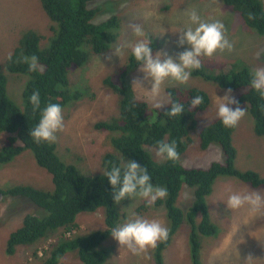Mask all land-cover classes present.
<instances>
[{
    "label": "trees",
    "instance_id": "obj_1",
    "mask_svg": "<svg viewBox=\"0 0 264 264\" xmlns=\"http://www.w3.org/2000/svg\"><path fill=\"white\" fill-rule=\"evenodd\" d=\"M97 0H40L44 13L52 23V34L47 36L43 31L30 30L23 36L18 34L19 43L7 59L5 65L0 64V134L8 136L5 145L0 149V165H6L16 157L30 151L36 163L45 169L53 180L54 190L43 191L31 185H18L4 191L11 198H26L25 200L37 206L45 214L28 215L23 226L12 232L7 242V253H15L18 247L32 246L44 239L51 232L64 229V239L51 244L39 256V249L34 253L43 260L41 264H64L63 258L68 253L76 252L81 264H104L107 258L108 239L111 230L121 222L120 204L133 198L125 199L116 204L112 198L113 188L103 172L111 161L120 164L136 161L141 167H147L154 186L167 189V196L158 199L156 206L164 207L170 223L169 237L155 249V264H165V253L172 245L173 238L184 222V217L190 223L191 261L202 264L201 238L214 237L216 226L213 224L206 198L213 193L215 181L221 176L236 177L255 188L264 187V178L258 172H240L235 167L237 151L233 145L236 127L227 128L218 118L200 132L201 149L206 150L213 144H218L227 156L226 163H213L207 169L186 168L181 158L191 141V130L197 126L199 114L206 111L212 104L210 96L196 87L167 88L170 105L148 121L149 104L138 100L129 74L140 64L132 56L122 71L119 84L106 79L113 93L120 98V113L118 118L96 124L98 130L116 133L110 138L113 150L107 151L102 160L103 170L92 174L83 173L73 164L63 162L57 152L56 143H36L30 136L31 128L40 119V111L49 103H57L62 108L72 99L81 97L78 91L70 92L71 85L68 73L72 67L80 68L86 61L84 45L91 46L94 53L102 54L115 43L119 37L121 21L118 16H112L101 24L94 22L100 12L94 8ZM224 5L237 12L254 36L264 37V3L261 0H219ZM252 17V18H250ZM43 41L49 43L42 47ZM153 55L156 46L151 43ZM38 57L40 67L37 71H29L28 64L18 62L22 56ZM28 76L23 91L22 106L14 103L7 92V77L3 70ZM251 64L241 60L233 65L227 73L215 76L207 75L200 69L192 71L193 77L202 76L207 81H215L222 88L245 90L239 99L241 108H246L254 119V133L264 136V99H261L250 85ZM39 91L41 109L33 110L30 96ZM203 96L204 102L198 107H192L191 99ZM184 105V113L169 117L171 103ZM236 105H234L235 109ZM175 141L180 154L179 161L164 158L160 161L153 158L145 148L157 151V141ZM158 161V162H157ZM110 170V169H109ZM191 192L192 199L188 210L179 206L183 190ZM146 204L141 209H147ZM105 209L106 229L103 232L84 234L80 230L77 218L82 213H95ZM176 249V247H175ZM173 249L169 254L175 251Z\"/></svg>",
    "mask_w": 264,
    "mask_h": 264
},
{
    "label": "rangeland",
    "instance_id": "obj_2",
    "mask_svg": "<svg viewBox=\"0 0 264 264\" xmlns=\"http://www.w3.org/2000/svg\"><path fill=\"white\" fill-rule=\"evenodd\" d=\"M264 3V0H261ZM94 8L100 12L95 18L97 24L103 23L116 15L121 21L119 37L109 49L97 54L91 50L90 45H84L86 61L80 68L72 67L68 76L71 82L69 92L78 91L81 97L72 99L67 106L62 108L64 129L57 133V152L60 159L68 164H73L83 173L92 174L103 170L102 160L107 151L113 150L110 138L116 133L98 130L95 126L99 122H107L118 118L119 96L113 95V90L106 85L110 78L115 83L121 82L122 71L132 57L131 49L125 47L121 59L114 55L113 49L118 45L133 44L137 37L134 36L131 25L140 24L152 44L157 46V51L175 57L189 46L179 47L177 41L180 31L189 23L187 12L196 10L205 21L219 20L225 25V35L234 43L232 52L217 53L213 57H201L202 66L206 68L205 74L215 76L229 72L235 63L246 60L252 68L264 67V37L254 36L246 22L232 8L224 5L219 0H97ZM52 23L44 13L40 0H0V64L5 62L14 51V46L19 43L18 34L22 36L34 30L43 31L50 36ZM49 41H43L42 47L46 48ZM159 43V45H158ZM163 45L165 46L163 49ZM112 56V61L107 56ZM156 55V54H155ZM154 55V56H155ZM177 62H179L177 60ZM200 69V68H199ZM194 71V70H192ZM7 77V92L11 100L19 106L23 103V91L28 81L24 74L11 73L3 70ZM133 81L139 78L142 87H134L138 100L148 102V121L170 105L167 88L171 87H196L208 93L212 104L197 118V126L191 130V141L181 158L182 165L186 168L207 169L213 163H226L227 156L221 146L211 145L208 149H201L200 132L216 119V95L223 98L228 88L215 81H207L202 76L191 78L187 84H180L168 79L161 86L158 101L163 104L157 109L151 94V84L144 79L140 67H136L130 74ZM148 90V91H147ZM70 92L71 95H73ZM245 90H233L232 94L239 99ZM234 109V105H229ZM246 109V108H245ZM8 136L0 134V149L5 145ZM233 145L237 151L235 167L240 172L253 171L264 178V136L254 133V119L247 109V113L238 123L233 137ZM153 158L164 161L156 155V150L145 148ZM158 162V161H157ZM18 185H31L43 191H53L52 176L35 161L30 151H25L6 165H0V191L14 188ZM237 190L259 191L264 195V187L255 188L236 177L221 176L213 186V193L206 198L213 224L216 226L214 237L201 238V263L202 264H246L249 254L254 259L252 264H264V210L249 214L247 209L233 211L227 208L225 201L229 192ZM26 198H11L5 196L0 203V264H41L43 260L34 255L39 249V256L51 244L64 239V229L51 232L44 239L32 246L18 247L16 252L7 253V242L12 232L23 226L28 215L37 216L45 214L37 206L25 200ZM192 199L190 191L184 189L183 196L179 199V206L185 211ZM146 201L140 197L121 205L122 218L120 224L130 218L141 216L147 219L160 220L170 229L166 210L164 207L149 206L141 209ZM184 222L173 238V243L165 253V264H193L191 261L190 223L184 217ZM80 230L84 234L103 232L106 229L104 210L95 213H82L77 218ZM107 258L104 264H155V249L135 255L123 247L112 236L108 239ZM161 242L158 243V245ZM157 245V247H158ZM176 247V249H175ZM175 251L169 254L171 251ZM64 264H81L76 252L68 253L63 258Z\"/></svg>",
    "mask_w": 264,
    "mask_h": 264
},
{
    "label": "clouds",
    "instance_id": "obj_3",
    "mask_svg": "<svg viewBox=\"0 0 264 264\" xmlns=\"http://www.w3.org/2000/svg\"><path fill=\"white\" fill-rule=\"evenodd\" d=\"M186 15L188 16L189 23L186 27L178 31L180 35L177 44L179 47H184L185 44L189 47L177 53L175 57L167 53H156L157 46L155 44L156 51L154 52L156 55L154 54V56L151 47L152 42L146 38L145 31L140 24L131 25L132 32L137 37L133 44L118 45L113 49L114 55L120 59L125 47L131 49L132 56L140 64V71L144 73V79L148 80L151 84V90L147 91L151 94V98L156 101L154 106L157 109L163 106L158 101V98L161 94V86L166 80L171 79L180 84H187L191 78L192 70L194 72L199 68L201 72L206 70V68L201 67V57L211 58L218 52L224 53L227 51L230 53L234 50V43L225 35L226 29L223 22L219 20L205 21L196 10H191ZM165 46L168 45L162 44L160 48L163 49ZM107 60L111 62L112 56H107ZM18 62L28 64L29 71L32 72L37 71L40 67L36 55L30 57L22 56ZM250 75L251 87L259 93L261 99H264V67L251 69ZM137 85L142 87V81L139 78L133 81V87ZM232 92L233 90L229 88L226 90L223 98L216 95V115L227 128L236 127L247 113V109L240 107L239 101L233 96ZM113 95L116 96L114 93ZM30 102L33 105L34 111L41 109V97L38 90L32 93ZM203 102L204 97L197 95L191 99L190 104L192 107H198ZM119 104L120 98L118 99V108ZM229 105H236V107L233 109ZM261 110L264 111V106H261ZM182 113H184V105L173 102L166 115L176 117ZM64 127L62 107L57 103L49 102L40 111L39 122L35 127L31 128L30 136L36 143H54L57 139V133L63 131ZM156 155L170 161L180 160V154L177 151L175 141H157ZM103 174L108 178L113 188L112 198L116 204H120L125 199L140 197L151 206L158 199H163L168 194L166 188L154 186L151 182V176L149 175L147 167H141L134 160L127 163L123 160L120 164L109 161ZM123 203L120 204V210ZM225 203L230 210L247 209L249 214H256L264 210V195L259 191L230 190ZM102 210H104L105 214V209L102 208ZM121 213H123L122 210ZM111 236L121 246L131 251V253L139 255L148 248H156L159 242L167 241L169 229L160 220H150L141 216H135L114 227L111 230ZM253 260L252 255L249 254L246 264H252Z\"/></svg>",
    "mask_w": 264,
    "mask_h": 264
},
{
    "label": "water",
    "instance_id": "obj_4",
    "mask_svg": "<svg viewBox=\"0 0 264 264\" xmlns=\"http://www.w3.org/2000/svg\"><path fill=\"white\" fill-rule=\"evenodd\" d=\"M5 195L0 192V203L4 200Z\"/></svg>",
    "mask_w": 264,
    "mask_h": 264
}]
</instances>
